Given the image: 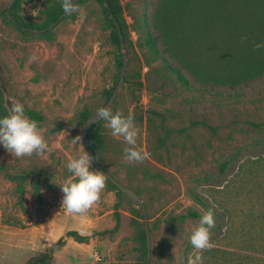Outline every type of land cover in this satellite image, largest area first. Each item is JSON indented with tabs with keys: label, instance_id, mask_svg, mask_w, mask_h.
<instances>
[{
	"label": "rangeland",
	"instance_id": "obj_1",
	"mask_svg": "<svg viewBox=\"0 0 264 264\" xmlns=\"http://www.w3.org/2000/svg\"><path fill=\"white\" fill-rule=\"evenodd\" d=\"M49 1L22 4L24 21L42 24L40 11ZM112 1L120 10L124 50L111 38L100 0L78 4L51 40L21 32L4 15L10 0H0L5 106L10 112L12 104L23 103L49 146L44 155L23 157L0 146V264H28L61 238L66 245L56 250L53 264H136L144 255L140 235L146 221L151 264H189L198 251L203 264H264V75L234 88L206 87L191 79L187 89L146 45L161 0ZM159 48L164 49L162 43ZM125 54V82L111 109L133 116L140 130L136 147L150 158L126 162L128 145L113 137L103 120L104 144L96 157L141 196L148 219L106 179L86 213H67L60 186L71 175L66 164L86 151L80 114L88 109L92 119L106 106ZM26 173L22 195L11 176ZM197 197L212 203L222 217L221 230L211 231L209 250H195L190 242L199 219L187 215L204 213ZM69 231L87 236V242H76Z\"/></svg>",
	"mask_w": 264,
	"mask_h": 264
},
{
	"label": "trees",
	"instance_id": "obj_2",
	"mask_svg": "<svg viewBox=\"0 0 264 264\" xmlns=\"http://www.w3.org/2000/svg\"><path fill=\"white\" fill-rule=\"evenodd\" d=\"M40 1L43 0H15L11 12L9 13L7 8L4 15L10 22L15 23L12 19L15 18L17 22L30 29L44 31L32 33L15 23L25 35L51 40L56 28L53 30L48 28L63 14V1L52 0L44 5L40 11L45 17L42 24L26 23L19 11L24 3L33 4ZM100 1L105 4V11L113 29L111 38L118 47H121V36L112 19L113 15L120 22V10L112 0H107L108 7L104 0ZM82 2L83 0H78L75 7ZM149 28L146 45L155 54L156 61L161 59L164 69L175 74L177 80L187 89L192 88L191 79L206 87L234 88L264 75V49L257 50L254 47L257 42H264V0H161ZM160 43L164 46L163 50L159 48ZM163 53L168 54L170 58L162 57ZM151 62L152 60L149 63ZM151 66L149 64L150 68ZM166 84L164 81L162 86ZM114 91L107 92L108 100ZM8 114L0 87V116ZM90 118L88 109H85L80 114V123L84 125ZM101 129L102 121L90 127L88 131L90 145L95 155L99 154L104 144ZM227 167L228 164L225 163L223 169ZM27 178V173L11 176V180L18 181L22 195L25 193L24 183ZM105 179L111 187L122 194L106 177ZM196 200L204 212L212 209L215 213L216 225L219 226H215L211 231L216 233L221 230L222 217L216 207L201 197H197ZM201 216L198 211L187 215L191 219H200ZM67 235L81 244L86 243L88 239L78 231H69ZM140 239L144 255L142 261L136 264H146L145 231L140 235ZM65 245L64 238H61L57 246L48 247L28 264H53L56 250Z\"/></svg>",
	"mask_w": 264,
	"mask_h": 264
},
{
	"label": "clouds",
	"instance_id": "obj_3",
	"mask_svg": "<svg viewBox=\"0 0 264 264\" xmlns=\"http://www.w3.org/2000/svg\"><path fill=\"white\" fill-rule=\"evenodd\" d=\"M62 9L65 14L76 11L74 0H63ZM246 38V37H244ZM255 49H264V42H257ZM32 59H36L35 56ZM97 119L106 122L105 126L111 130V135L123 138L128 147L124 148V159L129 164L142 163L150 158V153L143 148L136 147L140 130L135 126L131 114L124 116L120 111L113 113L110 107H101L97 111ZM80 137H76L74 142ZM0 146H3L14 157L44 155L49 146L38 122L26 115L23 103H14L8 115L0 116ZM93 157L87 151L82 155L70 159L66 168L71 175L60 184L63 192L62 209L71 214L83 215L100 198L105 188L104 173L92 169ZM216 226L215 213L206 210L199 219L198 225L190 235V242L195 250H209L212 247L211 230ZM189 264H203V256L198 253L189 258Z\"/></svg>",
	"mask_w": 264,
	"mask_h": 264
},
{
	"label": "water",
	"instance_id": "obj_4",
	"mask_svg": "<svg viewBox=\"0 0 264 264\" xmlns=\"http://www.w3.org/2000/svg\"><path fill=\"white\" fill-rule=\"evenodd\" d=\"M78 0H74V2L76 3ZM106 2V6L108 7V3L107 0H104ZM15 0H10V3L8 5V10L9 13L11 12V8L12 5L14 4ZM68 14H65L63 12V14L59 17V19L53 23L48 30H53L55 29L67 16ZM13 21L19 25V27H21L22 29H24L25 31H29L32 33H43V30H34V29H30L27 26H24L22 24H20L19 22H17L15 20V18H12ZM112 19L114 20L116 27L118 28V31L120 33L121 36V46L123 48V50L125 49V41H124V36L121 32V27L119 22L117 21V19L112 15ZM125 58V64L121 73V77L119 80V83L112 95V97L110 98V100L108 101V103L106 104L105 107H112L113 104L115 103L118 94L120 92L121 87L123 86L124 82H125V75L128 69V62H127V55H124ZM102 120L97 119V117L89 119L83 126L82 128V141L83 144L85 146L86 151L90 154L91 157H93L92 160V165L96 168L97 171H100L102 173H104L105 177L113 184L115 185L123 194H125L132 202H134L137 206H139L141 208V210L143 211V215L144 218L147 220L148 219V212H147V208L141 198V196L131 187H128L127 185L123 184L121 181H119L116 177H114L109 171H107L97 160L96 155L93 151V149L91 148L90 145V141H89V137H88V131L89 128L92 127L93 125L101 122ZM145 232H146V240H147V263L146 264H151V258H152V243H151V234H150V229H149V222L146 221L145 223Z\"/></svg>",
	"mask_w": 264,
	"mask_h": 264
},
{
	"label": "built area",
	"instance_id": "obj_5",
	"mask_svg": "<svg viewBox=\"0 0 264 264\" xmlns=\"http://www.w3.org/2000/svg\"><path fill=\"white\" fill-rule=\"evenodd\" d=\"M99 261H101V259L99 258Z\"/></svg>",
	"mask_w": 264,
	"mask_h": 264
}]
</instances>
